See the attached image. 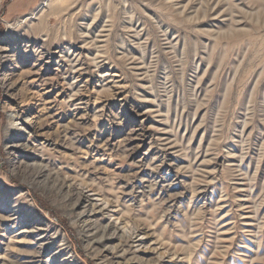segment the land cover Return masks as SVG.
<instances>
[{
    "label": "rangeland",
    "instance_id": "obj_1",
    "mask_svg": "<svg viewBox=\"0 0 264 264\" xmlns=\"http://www.w3.org/2000/svg\"><path fill=\"white\" fill-rule=\"evenodd\" d=\"M0 264H264V0H0Z\"/></svg>",
    "mask_w": 264,
    "mask_h": 264
}]
</instances>
